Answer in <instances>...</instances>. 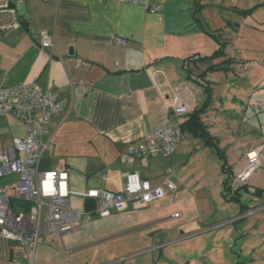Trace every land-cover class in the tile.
Segmentation results:
<instances>
[{
    "label": "crops",
    "instance_id": "crops-1",
    "mask_svg": "<svg viewBox=\"0 0 264 264\" xmlns=\"http://www.w3.org/2000/svg\"><path fill=\"white\" fill-rule=\"evenodd\" d=\"M139 1L0 0V87L36 83L70 104L69 118L49 125L54 141L40 165H64L70 190L120 192L129 173L161 187L175 171V191L106 218L71 198L90 212L84 217L110 219L176 195V225L166 226L167 218L121 224L98 243L129 248L100 264H264V0ZM40 32L55 36L52 50L42 48ZM176 101L188 115L172 114ZM168 122L185 130L172 156L121 163L130 144ZM25 136L16 118H0V154ZM251 154L260 168L231 191ZM17 178L3 177L0 186L13 195ZM23 259L22 245L0 239V264Z\"/></svg>",
    "mask_w": 264,
    "mask_h": 264
},
{
    "label": "built area",
    "instance_id": "built-area-1",
    "mask_svg": "<svg viewBox=\"0 0 264 264\" xmlns=\"http://www.w3.org/2000/svg\"><path fill=\"white\" fill-rule=\"evenodd\" d=\"M125 1L135 5L140 3L139 0ZM155 11L156 8H153L152 12ZM39 37L42 48L52 50L56 46L54 35L40 32ZM118 43L124 44L125 41L118 39ZM241 69L247 68L242 65ZM171 108L172 114L178 116L190 112L179 101L173 103ZM70 111V104L61 99L58 93L36 83L0 87V118L12 116L26 129L24 138H15L12 145L0 154V179L13 174L18 176L12 187L13 195L9 193L8 187L0 186V239L22 245L30 261L41 235H59L63 238L80 229L82 218L90 212L73 207V197L93 202V213L106 218L114 210L121 212L128 209L132 203H150L163 199L165 189L176 190V184L172 181L176 176L173 169L168 171L161 187H153L140 175L129 173L120 192L105 189H90L86 192L70 190L69 174L64 165L55 171H41L42 158L51 150L54 141V132L49 129V125L54 118L67 120ZM184 137L181 127L168 122L138 145L130 144L127 152L121 156V163L132 166L134 158L144 159L159 151L165 156H172ZM260 166V156L249 155L245 169L230 180V190L238 191L247 184ZM15 202L18 208L14 207Z\"/></svg>",
    "mask_w": 264,
    "mask_h": 264
},
{
    "label": "rangeland",
    "instance_id": "rangeland-1",
    "mask_svg": "<svg viewBox=\"0 0 264 264\" xmlns=\"http://www.w3.org/2000/svg\"><path fill=\"white\" fill-rule=\"evenodd\" d=\"M49 159V155L44 157L45 162L50 161ZM174 196L176 195H170L167 199L149 206L136 205L134 213L117 214L110 219L98 216L83 217L80 229L63 238L59 235H41L31 261L23 259L21 264H100L104 257L129 248V244H122L120 241L98 243L107 233L118 231L121 224L136 218H167L169 223L166 226L176 225L179 220L171 218V215L178 211L173 204Z\"/></svg>",
    "mask_w": 264,
    "mask_h": 264
},
{
    "label": "trees",
    "instance_id": "trees-1",
    "mask_svg": "<svg viewBox=\"0 0 264 264\" xmlns=\"http://www.w3.org/2000/svg\"><path fill=\"white\" fill-rule=\"evenodd\" d=\"M204 59V58H203ZM195 115H196V113H195ZM195 115H193L192 116V119L189 121L190 123V126H193L194 124H195ZM182 130H183V132L185 133V130L182 128ZM201 135L202 136H206V138H207V140L209 141L210 140V138L208 137V135H207V133H205L204 131L203 132H201ZM94 204H93V202H89V204H87V209H92V208H94Z\"/></svg>",
    "mask_w": 264,
    "mask_h": 264
}]
</instances>
